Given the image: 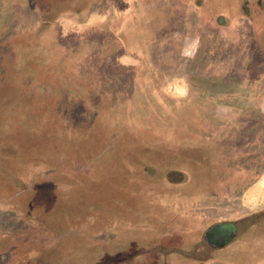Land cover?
Listing matches in <instances>:
<instances>
[{
    "label": "rangeland",
    "instance_id": "obj_1",
    "mask_svg": "<svg viewBox=\"0 0 264 264\" xmlns=\"http://www.w3.org/2000/svg\"><path fill=\"white\" fill-rule=\"evenodd\" d=\"M5 1L0 6V222L18 235L29 233L16 229L19 220L7 206L30 204L31 230L38 232L32 234L44 241L34 239L32 249L27 245L33 253L14 254L13 261L218 264L216 258L202 262V229L192 221L200 220L204 209L215 222L239 219L264 205L258 188L245 193L264 172V116L255 103L261 94L247 87L264 86V71H237L239 52L251 40L240 38L235 46L208 26L193 56L180 52L192 39L182 47L181 37L177 45H160L168 38L160 42L155 34L147 39L150 46L159 45L145 60H109L107 53L86 47L89 43L67 47L43 35L54 12L44 17L15 6L21 0ZM237 15L229 17L228 27L239 26ZM71 23L61 20L62 37L90 28L87 22ZM26 176L32 177L30 186ZM59 183H64L61 194ZM62 206L61 212H50ZM47 211L56 220L47 221ZM157 211L154 223L150 213ZM98 224L102 233L91 235L90 226ZM122 228L126 241L118 235ZM7 237L12 244L0 241V254L17 240ZM18 240L19 250L29 243Z\"/></svg>",
    "mask_w": 264,
    "mask_h": 264
},
{
    "label": "crops",
    "instance_id": "obj_2",
    "mask_svg": "<svg viewBox=\"0 0 264 264\" xmlns=\"http://www.w3.org/2000/svg\"><path fill=\"white\" fill-rule=\"evenodd\" d=\"M20 2H16L15 6H22L27 10L37 11L44 15V17L46 16L45 13H48V11L54 12L51 15L52 17L47 19L48 25L45 27L47 31L43 33V35L50 38L55 37L59 39L61 45L67 47L76 46V43L80 42L89 43V46L86 47L94 48L99 55H103L104 53L117 55L116 57L113 55L110 58L112 60H115L119 56L122 58H133L136 59L135 61L137 62L141 59L145 60L147 58L146 55L152 52V49L155 50L159 44L161 45L168 42L170 45L174 43L177 45V39L180 37L182 38L180 47L185 44L184 41L192 39V44H189V47L181 48L182 50L180 52L182 56H193L199 49V43L202 39L201 31L205 29L204 27L212 26L216 29L217 34H224L223 38L227 37L226 39L234 43L235 46H237L238 42L241 44L240 38L260 41L261 43L256 42L253 44L250 41L249 48L242 47V50L239 52L240 61L238 62L239 64H237V71H264V28H257L258 23L264 22V0H21ZM0 4H7V1L0 0ZM251 5H254V11L250 10L249 7ZM62 8L64 9L63 13L57 14L56 12ZM236 9H239L241 13L237 15ZM236 15L237 24H239V26L237 28L233 26L228 27L227 21L229 17L235 19ZM62 19L72 23L83 24L87 22V27L90 28L85 30L86 32L84 34H67L62 37L60 34V22ZM255 20H257V22H255ZM155 34L159 41L166 38H168V41H160L161 43L150 46L151 43H149L147 37H152ZM233 34L236 37L232 40L228 38V36ZM60 37H62V39ZM115 39L120 42L121 47L118 49H116ZM148 48H150L149 51H147ZM247 49L250 53L249 57L244 54ZM242 55H244L243 58H241ZM114 62L115 61H113V63ZM120 67L125 71H139V68L135 66L126 67L121 65ZM237 76H240V74L237 73ZM253 86L255 85H248L247 87L250 88ZM249 96V99L254 97L253 94ZM255 98H257L255 101L256 110L259 114L264 116V93ZM47 175H49V173H47ZM233 175L235 176V174ZM31 176H26V185L30 186V182H32ZM59 186L62 185L56 186L58 191L60 189ZM254 188H258V193L256 194L259 195V192L260 194L264 193V172L262 177L257 179L245 193L253 192ZM60 192L61 190L58 193ZM58 201L63 202L61 199H58L57 202ZM25 207L30 208L32 211L30 204L26 206L15 204V206L12 207V205L8 203V213L15 215L19 220L16 221L17 223H14L17 226L16 229L18 231L25 230L24 232L29 233H19L18 235L10 230L11 227L4 228L3 223L0 222V241L12 244L7 237L9 234L15 236L13 238L14 240L17 239L13 242V245L8 247L7 251L0 254V264H16L13 261V259L16 260L13 257L14 254L24 255V257H26L28 254L30 255L33 253L27 252V245H31V249L34 246V244H31V242H33V231L31 230L33 226L31 223L34 221L29 220V214L33 215V211H27ZM64 207L65 206H62L58 211L55 210L54 212H50L54 214L61 212ZM263 207L264 205L247 212L239 219L232 217L221 221L228 224L237 223L236 228H234L237 230V235L232 239L233 241L231 240L232 242L228 241L226 247L221 248L219 251L211 252L205 245L202 246L206 249L205 253H203V255H205L204 258H201L202 262L206 263L207 260L216 258L219 259L218 264H225L226 261L236 264H248L252 259L258 261L261 257H264V253L261 254L258 251L257 245L264 243V222L243 223L245 219ZM66 209L67 207L64 211H66ZM206 210L207 209L203 210L205 211L203 216L197 218L200 220L194 218L193 220L196 221H192V223L194 222L196 225L200 226L202 233L206 227L214 224V222L209 220ZM47 213H49V211H47L46 214ZM182 213L184 215L186 212ZM157 214L158 211L150 213V217L154 223H156ZM24 215H27L29 219L24 218L26 217ZM134 215H136V219L139 218L138 213H134L133 216ZM46 216L47 221L52 219L56 220L54 217H49L48 214ZM43 226H45V224H43ZM123 230L126 234L127 230ZM140 233L142 234L145 232ZM36 234H38V232ZM22 238L29 240L30 243H24L25 246L20 248V250H24V252H20L19 248L16 246L18 244L17 242H20L18 239L22 240ZM25 240L23 239V241ZM124 240H126V238ZM261 252H264V250ZM171 253L173 254L171 251L168 254ZM226 257H229V259H226ZM259 264H264V259H261Z\"/></svg>",
    "mask_w": 264,
    "mask_h": 264
},
{
    "label": "flooded vegetation",
    "instance_id": "obj_3",
    "mask_svg": "<svg viewBox=\"0 0 264 264\" xmlns=\"http://www.w3.org/2000/svg\"><path fill=\"white\" fill-rule=\"evenodd\" d=\"M208 217H210L209 212H208ZM209 220H211V218H209ZM221 221L224 220L218 219L217 221L214 222L213 225H209V227H206V229L202 233L203 234L202 240L204 242V245L211 252L219 251L221 248L226 247L227 242L234 239L237 235V230L234 229L236 228L237 223L234 222L235 224L234 223L228 224ZM245 222H255V223L264 222V207L259 211L253 213V215H251L247 219H245L243 223ZM257 245H258V251L261 254H263L264 252L261 251L264 250V243ZM226 259H229V257H226Z\"/></svg>",
    "mask_w": 264,
    "mask_h": 264
},
{
    "label": "trees",
    "instance_id": "obj_4",
    "mask_svg": "<svg viewBox=\"0 0 264 264\" xmlns=\"http://www.w3.org/2000/svg\"><path fill=\"white\" fill-rule=\"evenodd\" d=\"M114 42L116 43V49H118L119 47H121V46H120V42H119L118 40L115 39ZM113 55H114V54H113ZM113 55H112V54H107V56H108L107 58H108L109 60H111L110 58H111ZM146 56H147V55H146ZM105 59H106V58H105ZM139 71H141V69H139ZM139 71H137V72H139ZM257 86H258V85H255V86H254L255 91L257 90V91H259V94H263V93H264V90H263V89H264V86H263V85H262V86H258V87H257ZM248 88H249V87H248ZM250 94H254V93H249V95H250ZM110 96H112L111 93H110ZM110 96H108V98H109V99H112V97H110ZM44 165H45V164H44ZM45 166H46V165H45ZM47 168L49 169V167H47ZM49 172H51L50 169H49ZM52 174H53V173H52ZM49 179H50V178H49ZM49 181H50V180H49ZM63 184H64V183H63ZM63 184H60V183H59L58 185H63ZM47 185H52V182H51V183H48ZM47 185H45V186H47ZM52 186H53V185H52ZM29 216H30V214H29ZM29 218H30V219H29ZM29 218H28V219H29L30 221H31V220L33 221V217H29ZM89 229H90L91 231H95L94 234L91 233V235H95V236H97V235H99L100 233H102L101 230H102L103 228H102V226H101L100 224H98V225H96V226H92V227H90ZM84 235H85V237L88 236V234H84ZM118 235L121 236V237H123V239H122L123 241H126V240H124V238H125L126 235H125V232H124L123 230H121L120 233H118ZM24 239H25V238H24ZM34 239H35L36 241H38V240L40 239L41 242H44V241H43V238L41 237V235H35V236H33V240H34ZM22 240H23V239H22ZM135 240H136V239H134V242H136ZM93 241H94V240H93ZM96 245L100 246L99 243H98V244H95V242H93L92 246H96ZM102 245L105 246V244H102ZM92 246H91V247H92ZM89 252H91V251H89ZM82 254H83V253H82ZM77 263H79V261H78ZM101 263H102V264H106L104 261H101ZM108 264H109V262H108Z\"/></svg>",
    "mask_w": 264,
    "mask_h": 264
}]
</instances>
